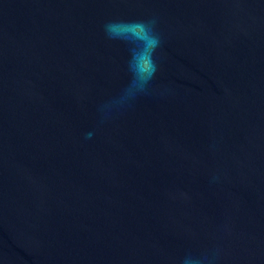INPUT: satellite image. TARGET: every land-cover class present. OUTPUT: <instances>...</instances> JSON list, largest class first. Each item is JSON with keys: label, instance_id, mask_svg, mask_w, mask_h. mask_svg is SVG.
<instances>
[{"label": "water", "instance_id": "1", "mask_svg": "<svg viewBox=\"0 0 264 264\" xmlns=\"http://www.w3.org/2000/svg\"><path fill=\"white\" fill-rule=\"evenodd\" d=\"M0 264H264V0H0Z\"/></svg>", "mask_w": 264, "mask_h": 264}, {"label": "clouds", "instance_id": "2", "mask_svg": "<svg viewBox=\"0 0 264 264\" xmlns=\"http://www.w3.org/2000/svg\"><path fill=\"white\" fill-rule=\"evenodd\" d=\"M155 21L109 22L105 24V32L110 39L132 38L140 42V47L132 54L129 68L133 72V85L142 91L144 85L155 75L156 64L153 54L159 46V37L154 31ZM127 96H134L131 88ZM91 135V134H89Z\"/></svg>", "mask_w": 264, "mask_h": 264}]
</instances>
